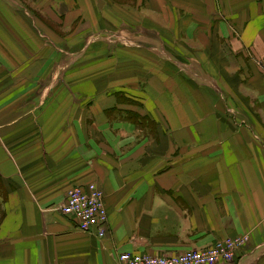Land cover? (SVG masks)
<instances>
[{"label":"crops","instance_id":"1","mask_svg":"<svg viewBox=\"0 0 264 264\" xmlns=\"http://www.w3.org/2000/svg\"><path fill=\"white\" fill-rule=\"evenodd\" d=\"M59 25L133 42L77 60ZM90 183L104 237L61 210ZM243 234L233 264H264V0H0V264H120Z\"/></svg>","mask_w":264,"mask_h":264},{"label":"built area","instance_id":"2","mask_svg":"<svg viewBox=\"0 0 264 264\" xmlns=\"http://www.w3.org/2000/svg\"><path fill=\"white\" fill-rule=\"evenodd\" d=\"M61 210L64 215L75 219L84 231H96L99 237L105 236L108 212L104 193L96 183L69 189ZM249 240L250 236L243 234L218 240L205 249H189L179 254L123 252L118 258L120 264H233L237 251Z\"/></svg>","mask_w":264,"mask_h":264},{"label":"rangeland","instance_id":"3","mask_svg":"<svg viewBox=\"0 0 264 264\" xmlns=\"http://www.w3.org/2000/svg\"><path fill=\"white\" fill-rule=\"evenodd\" d=\"M58 30L59 32H56V31L54 32V36L55 37L59 36L60 50L62 52L69 51L70 49L75 50L77 52L76 54L73 53L74 51H72V53L70 54L69 53L66 54L68 56L71 55L73 59L80 58L82 55H84V53L90 49V46H92L96 42L94 40H98L99 38L108 39V42L113 44L112 47L123 46V45H127L133 42V40L131 39L132 35L131 34L124 35L125 33L124 31H111V30L102 29L100 31L90 33L89 35H87V37H85L83 42L82 41L79 42L80 39L77 36H74V37L73 35L71 36V34L74 32V28H70L68 30L67 27H64L63 25H59ZM48 32H49V29H48ZM55 33H59V34L56 35ZM73 38H77V40H73ZM64 59L68 60V58H64Z\"/></svg>","mask_w":264,"mask_h":264},{"label":"bare ground","instance_id":"4","mask_svg":"<svg viewBox=\"0 0 264 264\" xmlns=\"http://www.w3.org/2000/svg\"><path fill=\"white\" fill-rule=\"evenodd\" d=\"M227 238V237H226Z\"/></svg>","mask_w":264,"mask_h":264}]
</instances>
